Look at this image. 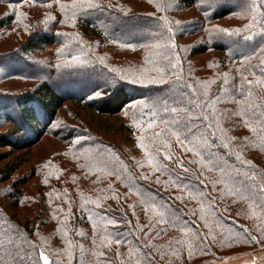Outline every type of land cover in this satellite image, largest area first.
<instances>
[{"label":"trees","instance_id":"1","mask_svg":"<svg viewBox=\"0 0 264 264\" xmlns=\"http://www.w3.org/2000/svg\"><path fill=\"white\" fill-rule=\"evenodd\" d=\"M94 2L99 7L73 8V0H0V47L9 46L0 51V149L27 150L43 134L57 135L53 127L66 101L119 115L133 135L132 142L97 138L79 122L87 128L75 136L79 140L63 137L72 144L62 157L67 166H85L90 154L98 167L91 185L59 190L51 185L48 198L23 223L7 211L8 206L16 210L19 202L8 192L18 165L3 166L0 264H40V251L60 264H135L146 253L156 264H210L234 249L264 244V0ZM17 11L23 13L19 22ZM160 17L171 33L161 27ZM217 28L240 31L225 34ZM169 38L175 47L153 48ZM173 63L174 69L169 67ZM157 67L164 68L165 83L151 82L161 76ZM241 77L253 81L250 88L240 87ZM165 106L187 108L200 132L205 123L201 112L211 117L216 135L213 129L206 134L218 167L197 164L198 157L183 151L174 138L169 142L175 156L158 157L171 175L148 165L138 138L153 144L151 134L163 128L161 121L175 116L165 113ZM154 119V127L147 129ZM179 119L187 123L188 116L181 113ZM221 141L230 145L231 154L226 155ZM200 151L207 160L209 150ZM49 161L50 156L43 165ZM61 173L65 179L58 181L74 178ZM17 182L26 194L28 178ZM8 198L4 207L2 200ZM153 203L157 212L166 213L163 223L151 211ZM173 218L174 224L169 222ZM36 229L43 230L44 240L33 236ZM117 239L123 242L117 245Z\"/></svg>","mask_w":264,"mask_h":264},{"label":"rangeland","instance_id":"2","mask_svg":"<svg viewBox=\"0 0 264 264\" xmlns=\"http://www.w3.org/2000/svg\"><path fill=\"white\" fill-rule=\"evenodd\" d=\"M7 47H9L7 44H3L0 47V51ZM58 116L61 117L60 123L53 127L57 135L43 134L27 150L6 151V149H0V154L4 157L0 161V170L3 166H8L9 164L18 165L12 173L11 181L13 185L9 187L8 191L9 194H14L19 198L16 210L9 206L7 207L8 201L12 199L8 198L2 201H5L4 207H7L8 213L19 220L20 223H23L29 214L34 213L35 208L37 209L39 206V201L43 203L48 198L47 190L51 185H56L57 190L64 186L67 188H71V186L88 188L91 185L92 172L97 166H93L95 160L90 154L89 160L84 162L85 166H67V158L62 157V154L69 149L70 145L68 144H72V140H78L75 136L84 130L83 127L87 128L79 125V122H85L92 131L96 132L94 136L97 138L112 140L123 137L124 140L132 142L131 137L133 135L126 132L122 127V119L119 115L100 113L95 108L66 101L64 107L58 111ZM65 136H73V139L70 142V139H63ZM49 156L48 166L43 165L45 158ZM61 172H64L66 176H74L73 180L63 181L65 177H62L64 174ZM17 174H19V177H14ZM60 177L63 180L58 181ZM20 178H28L29 186L27 182L26 194L21 191L23 186L21 183L17 182V186L14 184ZM17 190L19 191L18 193H16ZM28 206L30 207L29 209H27ZM33 236L39 241L45 239L42 229L33 230ZM210 264H264V244L234 249L232 253L214 260Z\"/></svg>","mask_w":264,"mask_h":264},{"label":"snow or ice","instance_id":"3","mask_svg":"<svg viewBox=\"0 0 264 264\" xmlns=\"http://www.w3.org/2000/svg\"><path fill=\"white\" fill-rule=\"evenodd\" d=\"M57 3H59V0H57ZM159 7V5H157ZM9 7H12V5H9ZM61 9L64 10L67 8V5H60ZM72 7L73 8H79V7H87V8H97L99 7L98 4H96L94 2V0H73L72 3ZM252 10L255 11V5L252 6ZM23 13L17 11L16 12V20L19 22L21 20ZM73 22L75 20V15L73 14ZM160 20L163 21V24L161 25L162 28H167V32L171 33L173 30L170 27H167L168 25V21L166 20L165 17H160ZM179 23V22H177ZM245 28L251 27V25H245ZM217 32L220 33H230V32H239L240 29L236 28V29H227V28H217L216 29ZM262 32H264V28L261 29ZM127 47H134V45L132 44H128L126 45ZM164 46H168V47H175L174 42L171 41V39L169 38L166 41V45H162L160 43H156L153 45L154 49H160ZM63 45L61 46L60 49H57V53L59 54L60 52H62L63 50ZM260 51L264 52V49H260ZM152 55H159L158 52L152 53ZM73 61H75L77 59V57H73L72 58ZM146 61L148 60V57L145 58ZM262 64H264V60L260 61ZM57 67H60V65L58 64ZM170 68L174 69L176 67V65L170 64L169 65ZM155 71H157L158 73L161 74V76L159 78H153L151 82L154 83H165V80L162 78L163 74L165 72L164 68L162 67H157L155 68ZM139 79V82L143 83L144 80L142 78H137ZM177 79H179V77H177ZM242 80V84H241V88L243 87L244 84L248 85L249 88L251 87V85L253 84V81L250 80H244L243 77H241ZM257 83H262V82H257ZM187 87L191 88L192 85H187ZM96 95H100V93H96ZM251 96V92H249V97ZM189 104H192L195 108H201V103L197 102V101H189ZM239 103V102H238ZM251 107V105H249ZM163 111L165 113H172L175 114V116L171 119V120H162L161 123L163 124V128L160 131L157 132H153L152 138H153V144L149 145L144 143V137L141 136L138 138V146L145 149V156H146V160L148 165L156 170V171H160L162 173H169V175H171V173L169 172V166L167 164H164L162 162H160V160L158 159V157L160 155L163 156L164 160H171L173 158V156H175V153L171 150V144L169 142V138H174L175 143L180 146L183 151L185 152H192L194 153V155L196 157H198V159L195 161L197 164H202L204 166L207 167H218L217 165V159L215 156V153L211 152L210 149L212 147V145L209 143V137L206 134L208 132L209 129H213L211 132L212 136L216 135V131H215V125L213 123L210 122L211 117L208 114H205L203 112H201V115L203 116V121L204 123V130L203 132L198 131V127L196 125V123H194L190 112L188 111L187 108H177V107H167L165 106L163 108ZM181 113H185L188 116V120L187 123H184L181 119H179L180 114ZM156 113L154 112L153 115H155ZM241 115H243V111H241L240 113ZM213 115H216L215 113ZM156 124V120H152L151 123H148L146 125L147 129H152L154 127V125ZM169 125H172L171 127ZM248 127H251V125H247ZM141 131L144 132L145 129L141 128ZM78 140L81 138H77ZM221 146L224 147L225 149H228L229 151L226 153L227 154H231V148L230 145L227 143H224L223 141L220 142ZM156 144H159L160 147H157L155 152H153L151 149L152 147H154ZM201 149H205V150H209L207 151V157L208 159L205 160L204 156L202 155V152L200 151ZM239 158V157H238ZM176 163L183 167V161L180 160L178 157L176 158ZM242 163H244V161H242ZM185 172L191 171L190 169L185 168L184 169ZM220 171H223L222 169H219ZM109 175H111L112 173L109 172ZM143 175V174H142ZM157 183H160L159 178H157ZM173 186H177L176 182L173 181ZM182 187H184L185 189L188 188V185H181ZM201 197L203 196V193L199 194ZM178 199L182 198V197H177ZM146 205L145 207V212L147 213V211L149 210V206H148V202L145 200L143 201ZM129 207H133L132 205H129ZM160 207H163V205H161ZM151 211L160 218V222L163 223L164 222V216L166 215L165 212H157V205L155 203L150 205ZM135 214V213H133ZM170 223H175V219L173 218L172 220L169 221ZM107 223H111V224H115L116 221L115 219H109L107 221ZM139 225H137V229L139 230ZM148 228L150 231H152L153 229L151 228V221L148 225ZM96 230V225H94V231ZM157 232L162 231V229L160 230H156ZM181 231H183V229H181ZM215 237H213L214 239ZM255 239V238H253ZM123 241L120 239H117L115 241V243L117 245H119L120 243H122ZM184 241L183 240H177L176 244H183ZM35 247V246H33ZM201 251H203V249H200ZM188 255L191 256L192 255V251L189 249L188 250ZM176 257L173 255V259H175ZM38 261L40 262V264H60L59 259L55 260V261H50L49 256L45 254L44 251H40L38 254ZM135 264H156V260L154 257H152L150 254H145L144 255V259L140 260V261H136Z\"/></svg>","mask_w":264,"mask_h":264}]
</instances>
